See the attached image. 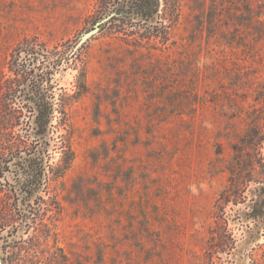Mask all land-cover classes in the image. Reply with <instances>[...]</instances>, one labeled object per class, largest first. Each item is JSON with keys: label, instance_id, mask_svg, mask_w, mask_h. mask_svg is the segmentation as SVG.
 <instances>
[{"label": "rangeland", "instance_id": "374dc122", "mask_svg": "<svg viewBox=\"0 0 264 264\" xmlns=\"http://www.w3.org/2000/svg\"><path fill=\"white\" fill-rule=\"evenodd\" d=\"M159 1L78 48L108 0H0V137L23 148L10 106L34 132L29 207L0 163V264H264V0Z\"/></svg>", "mask_w": 264, "mask_h": 264}, {"label": "trees", "instance_id": "16d2710c", "mask_svg": "<svg viewBox=\"0 0 264 264\" xmlns=\"http://www.w3.org/2000/svg\"><path fill=\"white\" fill-rule=\"evenodd\" d=\"M111 5L108 12H106L103 17L109 16L112 13H115L116 15L106 24H117V23H128L133 21H138V23H144L152 24V21L154 20L155 16L158 15L159 7H160V1L159 0H108ZM118 16V17H117ZM102 17V18H103ZM101 18V19H102ZM105 25V26H106ZM103 30V29H102ZM30 55V54H28ZM33 63L31 61V58L28 56L22 57V62L18 64L19 71L21 74V77L27 82L30 81L31 85L34 86V67H32ZM41 67V65H40ZM39 67L38 71L41 70ZM36 78H39V80L43 79V76L38 73L35 75ZM34 88V87H33ZM34 94V92H32ZM50 101L48 102V111L45 113L42 110V101L38 103V122L40 125L43 124V117L45 120H48L50 122L53 121L54 118V112H55V105H54V98L55 96L53 93H51ZM34 103V97L30 99ZM47 105V104H46ZM17 110H12V106L7 109L6 117L4 118L5 121L2 123L3 130H6V134L10 137H19L17 139L18 143H23V148L21 147H14L16 146L15 142L11 144V142L4 141L2 139L3 136L0 137V163L7 160L8 156H11L12 159H16L19 161V166L21 172L19 173L20 179L24 178L23 185L20 188V191L23 195V206L29 207L30 198L32 196V192L34 191V132L31 134L33 138V144L27 146L26 141L24 140L23 136H20L19 134H16L12 132V128L20 122L19 116H17ZM46 122V121H45ZM10 131V132H9ZM34 131V130H33ZM11 134V135H10ZM261 133H258L257 129H250L244 137L240 139L241 146L246 149H250L252 147H256L259 149L261 144L264 142V137L260 135ZM15 141V140H14ZM8 142V143H7ZM262 142V143H261ZM15 144V145H14ZM41 142L39 140L38 145H40ZM21 149H24L21 151ZM15 150L19 151V153H13ZM43 151H41L39 154H37L39 157L37 159H40ZM241 158H239L240 160ZM239 160L237 162H239ZM71 161V160H70ZM70 161L68 163H70ZM253 170V169H251ZM246 172V171H245ZM243 174V167L242 168H234L231 171L232 179L231 184L228 187V190L230 192H233L235 195H240L241 192H243L244 186V177H242ZM40 175V174H39ZM243 180V181H242ZM26 211V209L24 210Z\"/></svg>", "mask_w": 264, "mask_h": 264}, {"label": "water", "instance_id": "95a60500", "mask_svg": "<svg viewBox=\"0 0 264 264\" xmlns=\"http://www.w3.org/2000/svg\"><path fill=\"white\" fill-rule=\"evenodd\" d=\"M116 14L112 13L109 16L104 17L91 31L85 33L78 43V48L85 44L89 39L102 31L103 26H105Z\"/></svg>", "mask_w": 264, "mask_h": 264}]
</instances>
